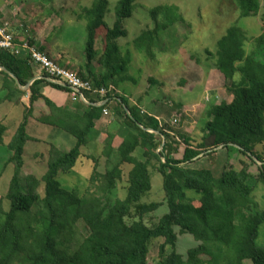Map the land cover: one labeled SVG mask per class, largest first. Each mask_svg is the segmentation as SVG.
I'll list each match as a JSON object with an SVG mask.
<instances>
[{
    "label": "trees",
    "instance_id": "1",
    "mask_svg": "<svg viewBox=\"0 0 264 264\" xmlns=\"http://www.w3.org/2000/svg\"><path fill=\"white\" fill-rule=\"evenodd\" d=\"M135 1L120 0L112 27L105 20L109 0H95L84 12L87 66L97 61L104 68L100 77L90 80L96 87L108 88L110 100L105 105H96L100 100L86 92L93 104L79 113L58 106L43 93L46 82L68 87L48 82L47 75L30 85L31 104L7 144L12 155L0 172L1 180L8 165L14 166L8 192L0 199V264H151L149 255L156 240H163L158 264H264V248L258 245L264 209L254 196L256 180L247 163V159L261 163L257 178L264 182V61L257 50L247 51L246 32L237 25L230 27L218 41L216 55L231 100L207 109L209 119L200 140L171 133L156 116L142 112L117 92L119 83L133 80L127 75L132 53L122 52L119 39L128 35L125 21L132 16ZM234 1L241 16H256L264 0ZM151 13L161 17L162 29L185 21L177 5L156 6ZM158 28L143 33L136 45L148 35L153 37ZM255 42L258 49L264 48V32ZM0 66L16 75L23 86L34 77L29 54L21 57L0 50ZM0 73L8 92L5 99L21 104L27 90L9 73ZM113 101L123 118L120 144L114 145L111 134L102 154L104 170L100 169L101 158L88 156L94 166L84 194L64 187L59 175L76 170L96 121ZM38 102L47 106L38 120L73 135L76 143L69 150L51 143L47 171L41 177H23L26 145L36 140L28 133V123ZM7 130L0 121V145ZM163 135L166 140L160 149ZM140 148L144 159L134 154ZM219 148L239 152L240 166L226 168L218 176L209 168L190 166L203 156H213ZM152 164L163 176L164 203L143 201L153 188ZM125 166L131 167L127 173ZM121 184L123 195L115 199ZM165 203L168 212L149 225L146 217ZM180 233H189L198 242L187 255L177 249Z\"/></svg>",
    "mask_w": 264,
    "mask_h": 264
},
{
    "label": "rangeland",
    "instance_id": "2",
    "mask_svg": "<svg viewBox=\"0 0 264 264\" xmlns=\"http://www.w3.org/2000/svg\"><path fill=\"white\" fill-rule=\"evenodd\" d=\"M16 1L17 5L20 6L21 0ZM30 1L35 0H28V2ZM40 1L43 9L42 14L43 12L57 14L59 22L57 21L52 36L61 35L67 41L74 40L77 43L75 50L79 54L83 48L86 49L87 20L84 12L87 8L92 7L95 0H55V2L39 0V3ZM119 2L120 0H109V9L105 20L110 27L114 25L116 20ZM165 5H177L185 21L162 29L161 17L154 18L151 11L156 6ZM73 19H76V24L70 22ZM236 25L246 32L247 51L257 50L258 58L264 61V48L258 49L255 42V39L264 32V1H262V8L258 15L241 16L234 0H136L132 16L125 21L128 35L119 39L122 52L131 51L132 53V61L127 75L133 79L119 83L118 88L121 95L126 97L131 104L138 103V107L144 106L149 113L156 110L155 113L162 120L161 123L167 126L171 133H182L200 140L204 134V125L209 119L207 109L212 104H219L224 99L231 100L232 98L226 90L224 75L217 67L216 53L218 41L230 27ZM156 27H159L158 32L156 30L153 37L148 35L147 38L139 39V46L136 45L138 37L143 33H148L149 30L153 31ZM80 44L83 45L80 46ZM99 45L97 51L100 54L102 52L100 42ZM72 53H75L73 49ZM130 98L133 100L131 101ZM138 99H141V104ZM0 112L5 114L6 108L0 109ZM22 115V108H15L10 113V117L14 116L16 126L18 125V123L16 124L17 120H21ZM113 120L116 126L113 143L117 147L123 137L121 134L123 132V118L119 115L114 116ZM36 124V127H30L29 134L39 135L42 137V141H29L27 143L24 154L23 177L29 174H36L41 177L47 171L50 145L48 141L60 145L63 149H68L66 148L67 145L73 147L76 142L73 135L60 128L50 127L42 123ZM9 127L10 131H7L4 143L0 145V172L12 155L7 144L12 136L14 124L9 123ZM63 137L64 139H62ZM108 138L110 139V136L105 135V141ZM61 139L65 141V144H60ZM94 148L87 147L84 149L86 151L89 149L90 152L95 151L92 156L97 158L101 151H96ZM182 150L183 148H179L180 152ZM142 153L140 148L134 154L140 159H144ZM88 156L90 155H84L80 159L72 174L61 173L59 175L64 187L75 188L80 194H84L90 183L89 171L94 166V161ZM240 157L241 154L237 151L219 148L213 156H203L190 166L209 168L218 176L226 168L240 166ZM101 163L100 169L104 170L105 163ZM247 163L256 180L254 196L259 202L260 208L264 209V182L257 178L261 163H255L249 159H247ZM130 168V166H125L126 173ZM150 168L153 173V188L143 198V201L164 203L163 176L155 170L153 164L150 165ZM13 172V165H8L3 172L0 180V199L5 198L8 192ZM123 191L124 185L121 184L120 189L114 193V198L122 197ZM189 193L192 194L193 192L189 191ZM8 204L5 200L6 208L9 207ZM167 212L168 206L165 203L157 211L147 216L146 222L153 225ZM177 231L179 232V228ZM162 241L156 240L151 246L149 255L151 264H158ZM197 244L198 242L191 234L180 233L177 249L180 253L187 255L188 250ZM258 245L264 248V224L260 228Z\"/></svg>",
    "mask_w": 264,
    "mask_h": 264
},
{
    "label": "crops",
    "instance_id": "3",
    "mask_svg": "<svg viewBox=\"0 0 264 264\" xmlns=\"http://www.w3.org/2000/svg\"><path fill=\"white\" fill-rule=\"evenodd\" d=\"M55 2V0H52ZM16 0H0V23L2 24L3 22H7L9 24L10 30L13 32V34L16 37V41L19 45L25 43L26 41H33L34 45L38 46L39 48H43L44 51H46L51 57L56 59L60 64L73 69L75 71H78L79 74L85 76L88 79H93L95 76L100 77L104 73V68H102L97 61H94L92 63L91 68H88L87 66V58H86V49L83 48L82 52L79 54L77 53L78 51L75 50L77 48V43L74 40H66L65 37H61V35L53 37L52 34L55 31V28L57 26V14L52 13V14H46L42 12V4L41 1L39 3V0L35 1H30L28 0H21V5L18 6ZM45 7V4H43ZM37 14L36 16H34ZM76 19L70 20L71 23H75ZM74 21V22H72ZM59 22V21H58ZM87 38H88V33H87ZM83 40V38H82ZM87 42V39H86ZM85 42V43H86ZM74 43V44H73ZM83 44H80L82 46ZM97 46L99 48V43L97 42L96 44V50ZM74 50V54L72 53V49ZM28 55L27 51H23L22 54L19 56L26 57ZM33 71H34V77L29 81L30 85L36 80V79H41V74L40 70L38 67L32 65ZM7 69V68H6ZM0 71H5L2 66H0ZM6 72V71H5ZM8 73V72H7ZM12 73V72H11ZM11 75V74H10ZM12 76V75H11ZM48 82V79H46ZM29 83L27 85H29ZM54 83V82H51ZM57 84V83H55ZM26 85V86H27ZM29 85V87H30ZM62 85V84H60ZM19 86V85H18ZM23 86V85H22ZM24 86V87H26ZM64 86V85H62ZM20 87V86H19ZM29 87L27 88H21L23 90H27V93L23 95L22 97V103L17 104L14 102H11L9 100H6L7 96V90L4 88V77L0 73V98L3 100L0 104V109L6 108V113H2L0 116V121L5 122V124L8 126V132L10 131L9 123L14 124V129L12 130V136L15 134L19 124L22 122L24 114H25V108L29 107L31 102H30V91ZM67 87V86H66ZM117 92L121 94L120 89L117 87ZM43 93L50 98L52 101H54L58 106L61 107H67L69 110L72 111H77L79 113H83L84 111L87 110V105L83 101H73L71 98V94L69 91V88L64 89V88H58L57 86H54L49 83H43ZM130 97V96H129ZM141 98V97H140ZM97 99V98H96ZM107 99V98H106ZM131 101L133 100L130 98ZM102 102H108L109 100H100ZM138 101L141 104V99H138ZM105 103V104H106ZM103 104V105H105ZM132 105H138V103L132 104ZM102 106V105H101ZM2 107V108H1ZM15 108H22L23 110V115L21 120H17L15 125L14 121V116L10 117V113L13 112ZM142 112L152 114L156 116L161 122V118L155 113L156 110H153L152 113H149L148 110L140 105L139 107ZM108 109L110 110V113L108 115H103L102 118L96 121V126L92 130L89 138H88V144L85 148L87 147H95L96 151L99 150L101 151L100 155H98L99 158H101V162H105V158L102 157L103 150L107 142L111 138V134L114 135V129L116 128L114 124L113 117L119 116L117 111H118V106L115 101L111 102ZM47 111V106L44 104V102H38L36 103L35 106V111H34V116L29 118V123H28V133L30 130V127H36V123H42L38 120L40 115L43 112ZM45 125L44 123H42ZM50 127H53L49 125ZM38 127V126H37ZM105 135L110 136V139L108 138L107 141H105ZM11 136V138H12ZM36 140L32 141H42V137L39 135L33 134L30 135ZM10 138V139H11ZM115 138V137H113ZM64 139V137L62 138ZM60 144H65V141H62ZM66 139V138H65ZM44 141V139H43ZM48 141V139H47ZM49 144L53 143L48 141ZM76 143V142H75ZM54 144V143H53ZM120 144V143H119ZM56 145V144H55ZM75 145V144H74ZM60 147V145H57ZM63 149L62 147H60ZM68 149L64 150H69L72 147L67 145ZM94 148V149H95ZM93 152L95 151H89V149L86 151L84 149V153L86 155L92 156ZM94 155V154H93ZM97 157V158H98ZM92 159V158H90Z\"/></svg>",
    "mask_w": 264,
    "mask_h": 264
},
{
    "label": "built area",
    "instance_id": "4",
    "mask_svg": "<svg viewBox=\"0 0 264 264\" xmlns=\"http://www.w3.org/2000/svg\"><path fill=\"white\" fill-rule=\"evenodd\" d=\"M0 50L8 51L17 56L22 54L23 51H27L30 56L31 64L39 68L41 78L47 75L46 79L49 81L67 86L73 101H83L86 105L93 104V102L86 97V92L98 100H110V98H108L109 90L107 87H96L92 80L83 78L78 71L60 64L46 51L41 50L34 44H30L29 41L19 45L7 22L0 23ZM101 102L102 101H98L95 104L98 105ZM103 113L108 115L110 110L105 107Z\"/></svg>",
    "mask_w": 264,
    "mask_h": 264
},
{
    "label": "water",
    "instance_id": "5",
    "mask_svg": "<svg viewBox=\"0 0 264 264\" xmlns=\"http://www.w3.org/2000/svg\"><path fill=\"white\" fill-rule=\"evenodd\" d=\"M6 72H8L9 74H11L13 77H14V79L16 80V82H17V84L21 87V88H27V87H29V85H30V83H29V85H27L26 87H24V86H22L21 85V83H20V81H19V79H18V77L16 76V75H14L13 73H11L8 69H6L5 67H2ZM106 102L104 101V102H101L100 104H98V106H101V105H103V104H105ZM126 110H127V112L130 114V111L128 110V108H126ZM143 128H145L147 131H150V132H156V133H160L159 131H156V130H154V129H151V128H146V127H143ZM163 144L161 145V147H160V149H163V147H164V144H165V140H166V137L163 135ZM203 156V155H202ZM199 157H201V155L199 156Z\"/></svg>",
    "mask_w": 264,
    "mask_h": 264
}]
</instances>
